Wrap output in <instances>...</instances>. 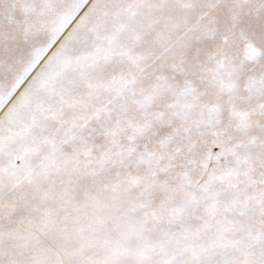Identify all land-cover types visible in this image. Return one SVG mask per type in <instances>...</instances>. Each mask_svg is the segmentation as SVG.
<instances>
[{
	"label": "snow or ice",
	"instance_id": "6c2138e0",
	"mask_svg": "<svg viewBox=\"0 0 264 264\" xmlns=\"http://www.w3.org/2000/svg\"><path fill=\"white\" fill-rule=\"evenodd\" d=\"M0 264H264V0H0Z\"/></svg>",
	"mask_w": 264,
	"mask_h": 264
}]
</instances>
